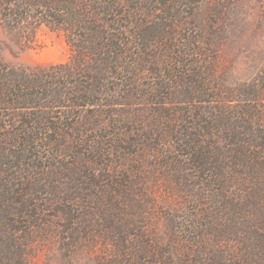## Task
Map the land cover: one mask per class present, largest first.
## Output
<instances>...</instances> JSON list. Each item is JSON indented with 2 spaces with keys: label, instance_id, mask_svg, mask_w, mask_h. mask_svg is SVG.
<instances>
[{
  "label": "trees",
  "instance_id": "trees-1",
  "mask_svg": "<svg viewBox=\"0 0 264 264\" xmlns=\"http://www.w3.org/2000/svg\"><path fill=\"white\" fill-rule=\"evenodd\" d=\"M223 9L0 0L5 28L60 32L72 53L34 69L0 58V264H30L50 233L68 250L99 238L113 264H264V67L258 83L211 81ZM160 175L180 191L165 235L145 200Z\"/></svg>",
  "mask_w": 264,
  "mask_h": 264
},
{
  "label": "rangeland",
  "instance_id": "rangeland-1",
  "mask_svg": "<svg viewBox=\"0 0 264 264\" xmlns=\"http://www.w3.org/2000/svg\"><path fill=\"white\" fill-rule=\"evenodd\" d=\"M209 1L219 9L224 8L220 20L226 21L225 36L216 58V72L211 81L217 79L216 85L224 83L231 88L247 82L258 83L264 67L263 1ZM206 9L207 5H204L202 10ZM71 55L70 46L60 32L43 27L34 38H28L8 30L0 20V58L11 65L47 68L69 62ZM260 104L264 106V99ZM147 182L152 194L145 199L149 203L148 227L165 235L166 225L161 212L178 206L180 191L175 181L171 182L163 175L158 179L151 176ZM96 240L68 250V240L50 233L47 239H39L32 245L28 261L30 264H113V246L104 244L99 238Z\"/></svg>",
  "mask_w": 264,
  "mask_h": 264
}]
</instances>
